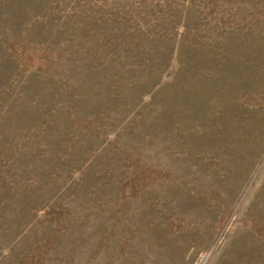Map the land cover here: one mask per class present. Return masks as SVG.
I'll return each instance as SVG.
<instances>
[{"label": "rangeland", "instance_id": "374dc122", "mask_svg": "<svg viewBox=\"0 0 264 264\" xmlns=\"http://www.w3.org/2000/svg\"><path fill=\"white\" fill-rule=\"evenodd\" d=\"M0 264H264V0H0Z\"/></svg>", "mask_w": 264, "mask_h": 264}]
</instances>
